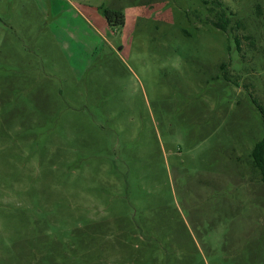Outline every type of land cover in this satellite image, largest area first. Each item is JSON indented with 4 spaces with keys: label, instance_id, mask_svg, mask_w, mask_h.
<instances>
[{
    "label": "rangeland",
    "instance_id": "374dc122",
    "mask_svg": "<svg viewBox=\"0 0 264 264\" xmlns=\"http://www.w3.org/2000/svg\"><path fill=\"white\" fill-rule=\"evenodd\" d=\"M259 105L264 0H0V264H264Z\"/></svg>",
    "mask_w": 264,
    "mask_h": 264
},
{
    "label": "trees",
    "instance_id": "16d2710c",
    "mask_svg": "<svg viewBox=\"0 0 264 264\" xmlns=\"http://www.w3.org/2000/svg\"><path fill=\"white\" fill-rule=\"evenodd\" d=\"M221 5V2L219 3ZM105 15L107 16V20L109 21V23L114 22V18L117 19V24L118 25H122L124 23V13L121 11H117V10H105ZM233 16V13H228L227 9L224 8L219 16L217 17V19L213 22L215 28L221 30L222 32L228 34L229 33V29L231 28V22H232V18L229 17ZM238 39V38H237ZM239 40V39H238ZM259 110L261 113V120L263 123V128H264V107L259 105ZM252 160H253V165L254 167L259 171V173L261 174V178L262 181L264 182V135L263 138L256 143V145L254 146L253 150H252Z\"/></svg>",
    "mask_w": 264,
    "mask_h": 264
}]
</instances>
